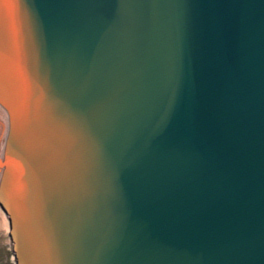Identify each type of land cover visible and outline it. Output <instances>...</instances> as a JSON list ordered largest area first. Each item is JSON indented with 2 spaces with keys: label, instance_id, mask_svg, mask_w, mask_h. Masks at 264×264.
I'll list each match as a JSON object with an SVG mask.
<instances>
[{
  "label": "water",
  "instance_id": "water-1",
  "mask_svg": "<svg viewBox=\"0 0 264 264\" xmlns=\"http://www.w3.org/2000/svg\"><path fill=\"white\" fill-rule=\"evenodd\" d=\"M0 104L14 264H264V0H0Z\"/></svg>",
  "mask_w": 264,
  "mask_h": 264
},
{
  "label": "rangeland",
  "instance_id": "rangeland-1",
  "mask_svg": "<svg viewBox=\"0 0 264 264\" xmlns=\"http://www.w3.org/2000/svg\"><path fill=\"white\" fill-rule=\"evenodd\" d=\"M0 214V264H14L11 252V242L7 233V218L5 217L3 212H1V210Z\"/></svg>",
  "mask_w": 264,
  "mask_h": 264
},
{
  "label": "bare ground",
  "instance_id": "bare-ground-1",
  "mask_svg": "<svg viewBox=\"0 0 264 264\" xmlns=\"http://www.w3.org/2000/svg\"><path fill=\"white\" fill-rule=\"evenodd\" d=\"M8 129H9V116H8V112L0 104V174H1L2 164H3L2 154H3V151L5 149V140H6V137H7ZM0 210L5 215V213H4V211L2 210L1 207H0ZM0 216H1V214H0ZM5 217H6V215H5ZM4 225H6V224H4ZM7 225H8V222H7Z\"/></svg>",
  "mask_w": 264,
  "mask_h": 264
}]
</instances>
